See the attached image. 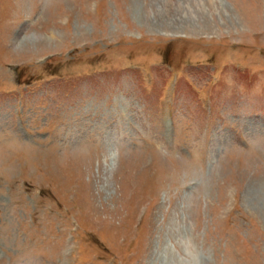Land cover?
I'll use <instances>...</instances> for the list:
<instances>
[{"label":"rangeland","instance_id":"rangeland-1","mask_svg":"<svg viewBox=\"0 0 264 264\" xmlns=\"http://www.w3.org/2000/svg\"><path fill=\"white\" fill-rule=\"evenodd\" d=\"M196 1L0 0V264H264V0Z\"/></svg>","mask_w":264,"mask_h":264},{"label":"bare ground","instance_id":"bare-ground-1","mask_svg":"<svg viewBox=\"0 0 264 264\" xmlns=\"http://www.w3.org/2000/svg\"><path fill=\"white\" fill-rule=\"evenodd\" d=\"M194 1H195V0H194ZM203 1H204V0H203ZM203 1H202V0H198V1H196V2H199L200 5H202V4H203V3H202ZM213 1H218V2H220V3H223L224 6H227V4H225V2H223L222 0H209V3H213ZM187 10H188V9H187ZM189 19H190V18H189ZM178 31H179V30H178ZM100 225H101V224H100ZM100 225H99V226H100ZM190 241H191V240H190ZM189 243H190V242H189ZM189 243H188V244H189ZM189 246H190V245H189ZM186 250H187V249H186Z\"/></svg>","mask_w":264,"mask_h":264}]
</instances>
